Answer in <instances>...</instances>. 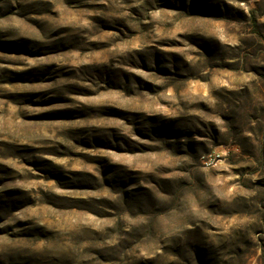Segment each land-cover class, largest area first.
I'll use <instances>...</instances> for the list:
<instances>
[{
  "label": "rangeland",
  "instance_id": "1",
  "mask_svg": "<svg viewBox=\"0 0 264 264\" xmlns=\"http://www.w3.org/2000/svg\"><path fill=\"white\" fill-rule=\"evenodd\" d=\"M0 264H264V0H0Z\"/></svg>",
  "mask_w": 264,
  "mask_h": 264
}]
</instances>
